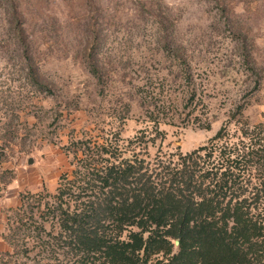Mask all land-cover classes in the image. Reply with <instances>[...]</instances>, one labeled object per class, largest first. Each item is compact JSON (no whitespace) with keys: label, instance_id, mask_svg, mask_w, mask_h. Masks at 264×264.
Instances as JSON below:
<instances>
[{"label":"rangeland","instance_id":"rangeland-1","mask_svg":"<svg viewBox=\"0 0 264 264\" xmlns=\"http://www.w3.org/2000/svg\"><path fill=\"white\" fill-rule=\"evenodd\" d=\"M239 106L264 122V0H0V264H49L16 252L13 218L55 192L74 135L155 113L162 149L188 152Z\"/></svg>","mask_w":264,"mask_h":264},{"label":"trees","instance_id":"trees-1","mask_svg":"<svg viewBox=\"0 0 264 264\" xmlns=\"http://www.w3.org/2000/svg\"><path fill=\"white\" fill-rule=\"evenodd\" d=\"M242 109L188 152L162 149L155 113L129 138L110 122L74 135L55 192L15 211L14 249L49 264H264V122Z\"/></svg>","mask_w":264,"mask_h":264}]
</instances>
